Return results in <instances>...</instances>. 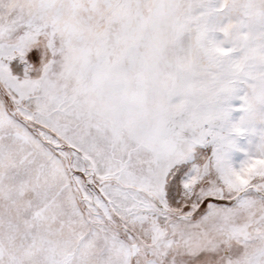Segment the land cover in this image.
<instances>
[{"label":"snow or ice","instance_id":"6c2138e0","mask_svg":"<svg viewBox=\"0 0 264 264\" xmlns=\"http://www.w3.org/2000/svg\"><path fill=\"white\" fill-rule=\"evenodd\" d=\"M0 264H264V0H0Z\"/></svg>","mask_w":264,"mask_h":264}]
</instances>
